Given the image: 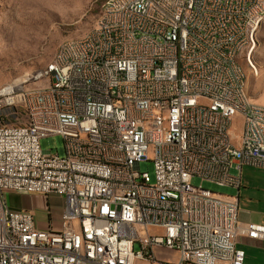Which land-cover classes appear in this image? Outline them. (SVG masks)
<instances>
[{
	"label": "built area",
	"instance_id": "1",
	"mask_svg": "<svg viewBox=\"0 0 264 264\" xmlns=\"http://www.w3.org/2000/svg\"><path fill=\"white\" fill-rule=\"evenodd\" d=\"M105 1L50 70L0 93V264H247L237 238L264 242V225L205 184L238 193L244 167L264 170V105L237 58L264 0ZM6 192L63 198L59 229Z\"/></svg>",
	"mask_w": 264,
	"mask_h": 264
},
{
	"label": "rangeland",
	"instance_id": "2",
	"mask_svg": "<svg viewBox=\"0 0 264 264\" xmlns=\"http://www.w3.org/2000/svg\"><path fill=\"white\" fill-rule=\"evenodd\" d=\"M105 0H0V89L10 82L45 68L57 47L68 40L83 38L96 24L100 7ZM256 72L244 58L249 98L264 105V23L257 33L252 53ZM241 119L233 130L241 128ZM43 150L65 154L64 141L59 136L41 140ZM141 171L148 172L153 183V166L141 163ZM195 179L193 185H199ZM211 190L233 195L229 188L205 184ZM166 260L177 261L178 256L161 252ZM136 264H149L137 261Z\"/></svg>",
	"mask_w": 264,
	"mask_h": 264
},
{
	"label": "crops",
	"instance_id": "3",
	"mask_svg": "<svg viewBox=\"0 0 264 264\" xmlns=\"http://www.w3.org/2000/svg\"><path fill=\"white\" fill-rule=\"evenodd\" d=\"M233 192V194L238 195L239 224L241 226L250 223L264 225V170L244 167L241 173L240 190L238 193L235 190ZM5 197L12 211L31 213L35 217L37 228L40 230H47L49 227L55 230L59 229L64 205L63 198L55 196L44 198L40 195L15 192H6ZM237 247L244 250L247 264H264V242L250 239L246 235H240L237 238Z\"/></svg>",
	"mask_w": 264,
	"mask_h": 264
},
{
	"label": "bare ground",
	"instance_id": "4",
	"mask_svg": "<svg viewBox=\"0 0 264 264\" xmlns=\"http://www.w3.org/2000/svg\"><path fill=\"white\" fill-rule=\"evenodd\" d=\"M108 10H109V3H107V1H104L102 3L101 7H100V14L98 16L96 24H98V22L101 21V17L104 16L105 13ZM262 24L263 23L256 24V26L253 28V33H246V42H248L253 47V50L252 51H247V54H244V51H237V58H245V59H247V62L249 63L251 69L254 70L255 72H256V69H255L254 63L252 61V53H253V51L256 48L257 33H258V30L260 29V27L262 26ZM90 33H92V30L88 34H90ZM64 43H66V42H64ZM57 49H58V47H57ZM57 49L55 51V54H54L51 62L48 63V65L45 67V69L41 70V71H37L36 73H33V74L44 72V71L50 70L52 68V66L54 65V61H58ZM25 79H29V75H25L24 77H22L20 79H17L16 81H14V82H12L10 84L5 85L2 89H0V93H1L2 90L6 89L7 86H9L11 84H14V83L22 82ZM243 94H244V98H248V96H247V79H246V75L245 74H244Z\"/></svg>",
	"mask_w": 264,
	"mask_h": 264
}]
</instances>
